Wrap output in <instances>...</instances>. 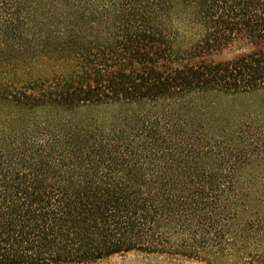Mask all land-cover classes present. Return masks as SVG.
Here are the masks:
<instances>
[{"label":"trees","instance_id":"trees-1","mask_svg":"<svg viewBox=\"0 0 264 264\" xmlns=\"http://www.w3.org/2000/svg\"><path fill=\"white\" fill-rule=\"evenodd\" d=\"M130 253L264 264V0H0V264Z\"/></svg>","mask_w":264,"mask_h":264},{"label":"rangeland","instance_id":"rangeland-1","mask_svg":"<svg viewBox=\"0 0 264 264\" xmlns=\"http://www.w3.org/2000/svg\"><path fill=\"white\" fill-rule=\"evenodd\" d=\"M232 51H229L225 54L226 57H230L232 55ZM140 260V256L136 255L135 253H130L126 256V258H114L111 259L106 264H134L136 261Z\"/></svg>","mask_w":264,"mask_h":264}]
</instances>
